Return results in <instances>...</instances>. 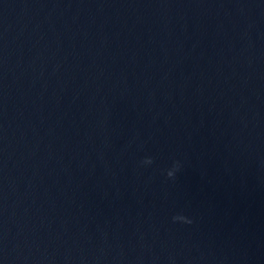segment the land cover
<instances>
[{
  "label": "water",
  "instance_id": "95a60500",
  "mask_svg": "<svg viewBox=\"0 0 264 264\" xmlns=\"http://www.w3.org/2000/svg\"><path fill=\"white\" fill-rule=\"evenodd\" d=\"M0 264H264V0H0Z\"/></svg>",
  "mask_w": 264,
  "mask_h": 264
},
{
  "label": "clouds",
  "instance_id": "9594fccd",
  "mask_svg": "<svg viewBox=\"0 0 264 264\" xmlns=\"http://www.w3.org/2000/svg\"><path fill=\"white\" fill-rule=\"evenodd\" d=\"M152 163H153V160H152L151 157H146V158L142 161V164H145V165H150V164H152ZM179 168H180V164H179V162H178V161H177V162H174L172 169H170V170L167 171V176H168L169 178H174L175 172L178 171ZM184 218H185V217L182 216V215H177V216H174V217H173V221L175 222V221H178V220H184ZM185 222H187V223H191L190 220H186Z\"/></svg>",
  "mask_w": 264,
  "mask_h": 264
}]
</instances>
